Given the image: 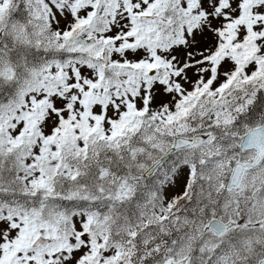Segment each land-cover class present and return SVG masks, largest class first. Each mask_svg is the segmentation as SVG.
<instances>
[{
  "label": "snow or ice",
  "instance_id": "obj_1",
  "mask_svg": "<svg viewBox=\"0 0 264 264\" xmlns=\"http://www.w3.org/2000/svg\"><path fill=\"white\" fill-rule=\"evenodd\" d=\"M0 264H264V0H0Z\"/></svg>",
  "mask_w": 264,
  "mask_h": 264
}]
</instances>
